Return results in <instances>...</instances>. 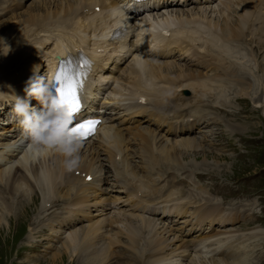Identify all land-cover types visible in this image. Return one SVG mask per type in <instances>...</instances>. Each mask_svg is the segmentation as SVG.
Wrapping results in <instances>:
<instances>
[{
    "label": "bare ground",
    "instance_id": "6f19581e",
    "mask_svg": "<svg viewBox=\"0 0 264 264\" xmlns=\"http://www.w3.org/2000/svg\"><path fill=\"white\" fill-rule=\"evenodd\" d=\"M56 0H35L32 1L31 4L26 6L24 10L22 9L21 11L12 14L8 16L6 19L2 20L0 22V32H5L6 35V47L2 50L3 53V58L9 57L11 55L19 54L22 55L21 49L17 48H12L13 46L15 47H21V44L26 43V40L23 38L24 36V31H27L31 28L37 29L36 26H41L45 23V21H59L63 24H67L69 22V26L71 28L75 27V24L78 22V18H75V13L69 12L70 9L75 10L78 7V3L74 2V0H61V2H55ZM59 1V0H58ZM92 1V0H89ZM98 1H103V0H98ZM242 2V6L244 7L243 10H240L238 13L240 14L238 20H237V26L239 30L243 28L246 23L249 22L250 24V30L247 35V39L249 42L253 41L252 48L258 52L264 47V0H239ZM116 3V5H115ZM44 4V5H43ZM105 5L108 7L109 10H113L114 7L115 9L118 8V0H108L105 2ZM241 6V5H240ZM223 10L221 12H224L226 14H230L232 11L237 10L238 11V3L237 0H228L224 5H222ZM242 9V8H241ZM72 10V11H73ZM202 10H199L198 12H201ZM252 13V14H251ZM57 14V15H55ZM55 15V16H54ZM54 16V17H53ZM204 17V15H201ZM16 17V19H15ZM212 17V16H211ZM216 17V13L215 16ZM226 17V16H225ZM192 18H197V14L195 11H189L188 14L185 15H180L177 16V19L179 21H187ZM167 18H162L161 21L165 22H170L166 20ZM208 19V17H207ZM212 19V18H211ZM20 20V27L23 29L21 33H16L13 34L15 29L17 28V21ZM87 21L91 23L92 19L91 18H86ZM211 22V25H219L221 27L220 32H214L215 28H211L209 30H203L205 32V35H200V31L197 29L194 30H189V29H184L183 27L180 28V34L185 35V38L189 42H184L181 43L178 39V42L174 45V47L182 52H186L189 50V46H191L192 54L197 57V59L194 58L193 60V66L194 67H187L191 69H198L195 73L187 72L186 70L183 71V66L181 64H175L174 67L170 69L172 66L171 61L169 60H162L161 62H152L150 65V73L154 74L158 77L163 78V80H168L169 84L168 87L169 89L173 90L174 86H187L189 89L192 91V96L197 100H199L201 97L204 95H213L217 97L218 95H221L222 90L220 89V86L222 83H226L229 85L232 81H234V70L233 66L230 65L229 63V56L226 53L228 50V45L224 41L226 37H231L234 40H240L242 39V33L241 31L237 29H233L231 27V24L235 22V20L231 21V18L227 17L224 19L219 18L216 19L218 22H213L212 20H209ZM162 22V23H163ZM28 23H31L33 25L29 26L27 25ZM210 24V23H209ZM9 28L10 31H4L2 29ZM11 32V33H9ZM195 34V35H194ZM26 37V36H24ZM19 41H17L16 40ZM192 41V44L190 43ZM194 41H198V43H194ZM21 43V44H20ZM188 45H186V44ZM123 45L120 46L123 47ZM171 48H168L166 50L170 51ZM235 51H238L237 49H234ZM240 52V50L238 51ZM144 62L143 60H138L137 63L139 62ZM154 63H158L154 64ZM1 66H4L2 63L0 64ZM243 63L241 60V67ZM203 67L204 69H202ZM209 67V71L211 74L209 75L206 72V68ZM177 70V71H174ZM25 72V71H24ZM252 76V75H251ZM184 77V78H180ZM247 79V78H245ZM251 83H253L256 80L255 76H252L250 78ZM1 89L3 90H9V87L7 86H1ZM239 89V88H238ZM237 92V90H236ZM261 95L255 96V98L259 99ZM257 101V100H256ZM256 102H253V105H255ZM259 104V103H257ZM192 108L195 111H198L196 108V105H192ZM94 113V111H92ZM239 125L236 124L234 128H238ZM142 145H145L147 147V144L145 142H142ZM115 149V145H112L109 147L108 152L112 153L113 150ZM203 147L201 144L195 143L192 140L188 141L186 143L185 147H174L172 145H167L165 147V152L168 154H171L176 156L177 161L181 158H183L184 152H199L201 151L204 153V150H202ZM150 158L154 159L156 158V152L155 151H149ZM11 160L9 162L0 168V177L1 175L5 174L4 170L11 165ZM56 158H50L49 156L45 155L44 153L39 155V159L36 161L30 160L29 165H30V172L32 175L33 180L30 182L36 185L38 182V178L45 179L46 177H51L53 171L55 170V165H56ZM68 178V177H67ZM136 183L140 184L141 188V197L145 198L149 194V192L156 188V186H148L145 187L143 185V180L138 179L136 180ZM73 183L71 181H66L65 185L70 187L72 186ZM160 189H157L159 191ZM176 191H178L177 188H175ZM33 195L30 196V200L27 203H19L20 208L18 210H14L16 214H21V218L23 215L26 213V206L29 203L33 202ZM28 200V199H26ZM140 205H138L137 208H139ZM20 211V212H19ZM179 210H176L178 212ZM197 214L195 215V225L199 224L200 222L207 220L208 222L213 221L216 217L208 212H205L203 208L201 209H196ZM19 212V213H18ZM16 215H14V218ZM115 218V217H114ZM12 218L10 217H4L0 213V225H7L6 227H0V230L6 229V231H9L11 228L10 221ZM112 219H105L104 222L109 223ZM4 231V230H3ZM169 233H172V236L170 235L168 241L171 238H174V232L170 231L169 228ZM168 233V234H169ZM264 234V231L261 232ZM214 235V232H207L204 233L203 235H200L199 237H195L188 242L195 241V244H201L204 239ZM7 237L0 234V241H4ZM215 241H218L219 238L215 237ZM166 241L165 243H167ZM108 244H111V238L107 240ZM164 244L160 247L162 248ZM156 247H154L153 243H149L147 247H142L140 248L139 255H137V258H139L142 254L140 253H145V252H150V263L154 262L155 258H158L159 256H156ZM68 254V255H67ZM230 261L228 260H212L215 264H243V256L239 254V251L236 248H232L228 251ZM65 255L66 257L69 256V262H71V254L68 252V244L67 242H64L58 250H56L55 253H53L50 257L51 260H49V264H62ZM98 253H90L84 257H81V262L83 264H91L92 262H95L96 264H107V262L103 261L99 256ZM171 255H174V253H171ZM48 260L46 261V263ZM115 264H119L120 260L115 259L114 260ZM149 263V264H150ZM41 264V263H40ZM64 264V263H63ZM69 264V263H68Z\"/></svg>",
    "mask_w": 264,
    "mask_h": 264
},
{
    "label": "clouds",
    "instance_id": "9594fccd",
    "mask_svg": "<svg viewBox=\"0 0 264 264\" xmlns=\"http://www.w3.org/2000/svg\"><path fill=\"white\" fill-rule=\"evenodd\" d=\"M54 80L55 74L29 78L25 97L16 96L13 112L28 141V152L37 156L55 152L63 157L64 169L72 172L81 163L82 141L68 135L73 122L62 108L54 106ZM32 99L38 102V108L31 105Z\"/></svg>",
    "mask_w": 264,
    "mask_h": 264
},
{
    "label": "snow or ice",
    "instance_id": "6c2138e0",
    "mask_svg": "<svg viewBox=\"0 0 264 264\" xmlns=\"http://www.w3.org/2000/svg\"><path fill=\"white\" fill-rule=\"evenodd\" d=\"M87 66V61L76 63L71 59H65L59 64L54 80V106L62 108L65 115L73 122L68 130V135L82 142L94 134L100 123V121L95 119H87L74 123L76 114L81 109L79 91L83 85V79L86 75L85 68Z\"/></svg>",
    "mask_w": 264,
    "mask_h": 264
},
{
    "label": "rangeland",
    "instance_id": "374dc122",
    "mask_svg": "<svg viewBox=\"0 0 264 264\" xmlns=\"http://www.w3.org/2000/svg\"><path fill=\"white\" fill-rule=\"evenodd\" d=\"M33 1H35V0H33ZM56 2H59L58 0H56ZM237 3H238V12L240 11V10H243V6H242V2L241 1H239V0H237ZM29 4H31V2L29 3ZM29 4H27V6L29 5ZM44 5V4H43ZM241 5V6H240ZM242 8V9H241ZM24 10V9H23ZM199 10H202L201 8H197V9H192V10H189V11H195L196 13H199L198 11ZM214 12L216 13V11L214 10ZM211 15H212V13H209V16H208V20H212L213 22L215 21V22H217L216 21V19H214L215 17L214 16H212L211 17ZM240 16V14L238 13V17ZM224 17V19L227 17H225V16H221L220 18H223ZM237 17V18H238ZM212 18V19H211ZM218 19V18H217ZM19 28H21V27H19ZM19 30V29H18ZM23 31V29L21 30V31H17V29H15V31L13 32V34H16V33H21ZM9 33H11V32H9ZM247 41H248V39H247ZM253 45V44H252ZM7 63L8 61H2L1 60V58H0V63ZM23 61H22V59H19V63H22ZM206 68V72L210 75L211 74V72L209 71V67H205ZM198 69H189V68H187L186 69V73L187 72H191V73H195L196 71H197ZM252 76H255V74H253ZM251 76V77H252ZM180 78H184V77H180ZM259 85H261V82H259ZM228 86V85H227ZM6 90V89H5ZM256 96H259V94H256ZM251 103L253 104V101H251ZM239 111H241V112H243L244 110H248V108H247V106H245V102L243 101V100H240L239 101ZM231 114H232V112H231ZM203 147V146H202ZM202 150H204V153H202L201 151H199V152H184V154H183V157H193V158H197L199 155H203V156H205V155H208V156H211L212 155V153H210L207 149H205L204 147H203V149ZM211 157H213V156H211ZM28 200H26L24 203H27L29 200H30V197L29 198H27ZM21 203V202H20ZM138 207V205L136 206V208ZM27 211V210H26ZM20 212V211H19ZM18 212V213H19ZM14 215H16V217L14 218ZM20 216H21V214H19ZM18 214H11V217L10 218H12V220L10 221L11 223H10V225H11V228L9 229V231H6V229H7V225L5 226V225H0V227H6V229H1L0 230V234H2V235H4V236H6L7 238L4 240V241H0V264H30V261L34 258V256L36 255V252L38 251V249L36 250V251H22L23 252V256H24V258H26V259H28V258H30L31 257V259L30 260H28V262L27 261H24V262H18V260L20 259V257L21 256H17V253L14 251V249L12 248L13 247V240L15 239V237L18 235V233L20 232V230H21V226H22V218L19 216ZM5 217H8V214L7 215H5ZM106 219H111V218H106ZM4 230V231H3ZM172 236V235H171ZM64 243V242H63ZM62 243V244H63ZM58 250V249H57ZM56 252V250L55 251H53V252H51V253H49L46 257H45V259H44V261L43 262H39V263H37V264H49V260H51V255L53 254V253H55ZM68 255V254H67ZM63 257H64V260H63V262H62V264L64 263V264H70V262H69V256H65V255H63ZM48 260V262L46 263V261ZM70 260H71V258H70Z\"/></svg>",
    "mask_w": 264,
    "mask_h": 264
}]
</instances>
